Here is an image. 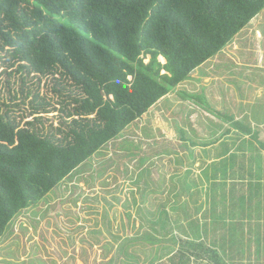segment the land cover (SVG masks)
<instances>
[{
	"label": "trees",
	"instance_id": "obj_1",
	"mask_svg": "<svg viewBox=\"0 0 264 264\" xmlns=\"http://www.w3.org/2000/svg\"><path fill=\"white\" fill-rule=\"evenodd\" d=\"M262 10L264 0H0V51L28 74L68 82L65 96V85L54 92L74 106L70 111L60 108L65 129L48 133L33 122L20 127L0 112V239L22 211L38 205L132 123L147 116ZM37 98L32 115L50 113ZM239 130L248 135L246 127ZM230 158L234 156L218 161L223 173L228 167L233 170ZM143 164L141 159L138 166ZM214 172L217 167L211 173L203 171L199 179L211 182L204 192L211 198L217 186ZM177 185L185 193L190 188L183 179ZM254 187H247L249 193ZM238 192L243 194V188ZM244 196L231 201L238 211L246 206ZM159 208L153 222L161 231L136 233L117 245V237L111 236L114 257L109 264H137L139 247L142 264H234L236 256H243V230L237 234L232 227L227 245L211 247L201 240L198 220L187 222L189 233L179 225L167 229L170 217L163 206ZM217 217L224 219L222 214ZM174 229L180 233L172 234ZM262 239L254 237L256 262Z\"/></svg>",
	"mask_w": 264,
	"mask_h": 264
},
{
	"label": "rangeland",
	"instance_id": "obj_2",
	"mask_svg": "<svg viewBox=\"0 0 264 264\" xmlns=\"http://www.w3.org/2000/svg\"><path fill=\"white\" fill-rule=\"evenodd\" d=\"M218 54L219 58L214 57L194 70L189 80L159 101L147 116L132 123L119 139L77 168L43 201L14 218L0 239V264H109L114 257L113 248L109 247L113 244L111 236L117 237L114 243L117 245L136 233L161 231L160 225L153 222L157 220L159 206H163L170 217L167 229L179 225L189 233L187 222L198 220L203 226L201 240L211 247L227 245L232 227L237 229V234L243 230L244 254L236 256L239 260L234 264H264V239L260 242L262 249L257 262L254 244L255 236L264 238V152L248 140L249 136H241L239 145L244 138L245 151L234 154L228 161L234 165L233 170L228 167L223 173L222 165L217 166L221 154L217 155L215 148L208 149L209 141H205L217 122L203 121V107H196L188 99L181 102L178 96L183 91L182 95L194 98L200 106L199 99L206 98L199 93L202 82L196 79L204 69L210 71L220 63L215 69L223 78L217 79L214 89L219 100L229 108L223 106L221 113L215 114L221 116L228 110L226 118L246 112L241 115L247 120L241 116L237 122L247 127L248 109L243 111L241 101L238 111L231 99L233 92L247 98L251 80L264 82V10ZM237 54L240 61L234 58ZM159 61L165 62L161 58ZM232 70L237 82L236 87L233 85L235 90L227 83ZM57 78L28 74L25 69H19V63L12 64L0 51V112L7 113L20 127L33 122L45 133L58 127L65 129L61 125L64 116L60 108L70 111L74 106L54 92L65 85L66 91L62 94L67 93L69 85L66 81L59 84ZM203 87L201 92L210 97L212 91ZM35 95L38 100L42 99L50 113L32 115ZM188 107L198 114L192 122L187 118ZM35 117H41V122L36 123ZM125 140L132 143L127 144ZM206 151L210 152L206 154ZM131 154L134 156L130 157ZM141 159L144 164L138 166ZM216 167L218 172L213 175L216 173L217 186L211 198L204 195L211 182L206 183L204 179L201 183L199 179L203 180V171L211 173ZM181 179L190 187L186 193L177 185ZM251 184L255 185L254 193L249 195L247 187ZM174 187L177 188L173 191ZM241 187L243 194L238 192ZM241 195H245L246 206L238 211L231 201ZM223 197L224 202L221 201ZM221 214L223 220L217 217ZM178 232L174 229L172 234L178 235ZM102 245L108 246L102 248ZM170 246L177 249V245ZM142 251L141 247L137 249L136 254L141 258L137 264L144 263Z\"/></svg>",
	"mask_w": 264,
	"mask_h": 264
},
{
	"label": "crops",
	"instance_id": "obj_3",
	"mask_svg": "<svg viewBox=\"0 0 264 264\" xmlns=\"http://www.w3.org/2000/svg\"><path fill=\"white\" fill-rule=\"evenodd\" d=\"M257 36H259V32H258ZM219 57H220L219 54L215 56V58H219ZM234 58H236V60L240 61L238 54ZM216 66H220V63H216L210 69V71H205L206 69H204V73L201 74V77L196 79V81L198 83L202 82L201 87L204 86L203 88L206 87L208 90L212 91V94L210 95V97H208L204 91L201 92L202 88L200 87L199 93L206 98L204 100L199 99V102L201 103L200 106H199V104H197L195 102L194 98L187 97L186 95H182L183 91L178 93V96L180 98L179 100L181 102L182 101L183 102H187V101L192 102L194 105H196V107H200V108L203 107L202 108L203 110L201 113V116L202 115L204 116L203 121H206V120L209 121L211 119V120L217 122L214 125V127L216 129L215 128H214V130L211 129L208 132L209 134L206 136L205 141L206 140L209 141V143L206 147L210 146L208 149L215 148L213 150L215 152H217V155L222 154V153L225 154L222 156L221 159L226 157L227 154L229 155L228 157H230L231 155L238 154L239 152L245 151V149H244L245 139L244 138L241 139V145H239L241 136H249L248 140L252 143L253 142L256 143L257 148H259V150L264 152V150H263L264 148L262 149V145L264 146V88L260 87L262 84L264 85V82H255L254 80H251L250 82H255V83L249 82L247 98H241L242 94L235 95L234 92L232 93V99L231 100H233L235 105L238 106V108H239L238 111H240V108H241L240 107L241 101L244 103L243 111H246V109H248L249 125L248 126L246 125L248 127V128L247 127L246 128L249 129V132H247L248 135H241L240 130H239L241 123L237 122V121L239 118H241V116H243L242 117L243 119L244 118L246 119L245 115H241V114H245L246 112L241 113V111H240L237 114H232L231 116L226 117V118H224V115L227 114L228 110L225 111L221 116H219V114H217V113L215 114V112L221 113L223 106L229 108V106H225L224 101L221 99L219 100V98L215 94L216 89H214V88L216 87V84H217L216 81H218L217 79L223 78V76L221 74H217L218 70L216 71V69H215ZM263 70H264V68H263ZM233 71L234 70H232V73L230 74V80L232 79L231 80L232 82H230V80H229V82H227V83H229L228 86L230 85L229 87L231 89L235 90L233 85L237 84V82H236V79L234 78L235 74ZM189 79H190V77H189ZM204 83H207V85ZM226 84H225V86H227ZM180 85L181 84H179L177 87H180ZM235 87H236V85H235ZM260 89H262V90L260 91ZM174 91L175 90L170 92L168 95H170ZM184 92L186 94L196 95L193 93H188L187 91H184ZM261 92H263V94ZM244 95H246V93ZM164 98H162V99H164ZM211 103H213V104L210 105ZM209 107H210V109H209ZM211 108H212V110H211ZM186 111L188 112L187 118L189 120H191V122L194 120V118H198V114L191 107H188V109H186ZM190 114L192 115V117L189 116ZM247 144H249L248 141H247L246 145ZM207 152H210V151H206V154H207ZM221 159H219V161ZM257 184L260 185V183H257ZM259 190L260 189L258 188L257 192ZM252 193H254V192L252 191L251 193H249V195H252Z\"/></svg>",
	"mask_w": 264,
	"mask_h": 264
},
{
	"label": "bare ground",
	"instance_id": "obj_4",
	"mask_svg": "<svg viewBox=\"0 0 264 264\" xmlns=\"http://www.w3.org/2000/svg\"><path fill=\"white\" fill-rule=\"evenodd\" d=\"M159 58H161L162 59V62H164L165 60L162 58V57H159Z\"/></svg>",
	"mask_w": 264,
	"mask_h": 264
}]
</instances>
